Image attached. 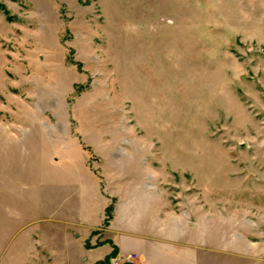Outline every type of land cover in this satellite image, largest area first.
<instances>
[{
  "label": "rangeland",
  "instance_id": "374dc122",
  "mask_svg": "<svg viewBox=\"0 0 264 264\" xmlns=\"http://www.w3.org/2000/svg\"><path fill=\"white\" fill-rule=\"evenodd\" d=\"M158 154L183 187L225 173L259 223L264 0H0V264H48L83 168Z\"/></svg>",
  "mask_w": 264,
  "mask_h": 264
},
{
  "label": "crops",
  "instance_id": "0c3cea01",
  "mask_svg": "<svg viewBox=\"0 0 264 264\" xmlns=\"http://www.w3.org/2000/svg\"><path fill=\"white\" fill-rule=\"evenodd\" d=\"M165 159L153 156L138 170L116 163L100 173L83 168L78 178H70L77 188L63 213L48 219L50 230L61 229L46 250L48 264H94L131 255L127 261L135 264H262L264 185L254 194L259 223L248 230L247 200L244 196L245 210L240 208L243 219L241 213L231 215L225 173L216 190L208 167L197 172L201 183L183 187L161 169ZM252 235L255 240H247Z\"/></svg>",
  "mask_w": 264,
  "mask_h": 264
},
{
  "label": "built area",
  "instance_id": "2783aa9c",
  "mask_svg": "<svg viewBox=\"0 0 264 264\" xmlns=\"http://www.w3.org/2000/svg\"><path fill=\"white\" fill-rule=\"evenodd\" d=\"M134 257H135V255H131L130 257L127 258V260H128V259H132V258H134ZM127 260H125L124 258H117V257H114V258L111 259V263H112V264H122L123 262H125V261H127Z\"/></svg>",
  "mask_w": 264,
  "mask_h": 264
},
{
  "label": "trees",
  "instance_id": "16d2710c",
  "mask_svg": "<svg viewBox=\"0 0 264 264\" xmlns=\"http://www.w3.org/2000/svg\"><path fill=\"white\" fill-rule=\"evenodd\" d=\"M110 260H111V258L108 257V258H106V259H104V260H102V261H98V262H96V263H94V264H112ZM122 264H135V263L125 261V262H123Z\"/></svg>",
  "mask_w": 264,
  "mask_h": 264
}]
</instances>
